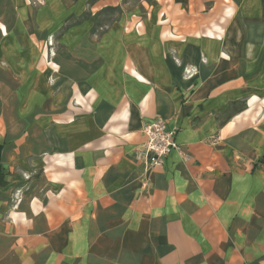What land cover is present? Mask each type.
<instances>
[{
	"label": "crops",
	"instance_id": "crops-1",
	"mask_svg": "<svg viewBox=\"0 0 264 264\" xmlns=\"http://www.w3.org/2000/svg\"><path fill=\"white\" fill-rule=\"evenodd\" d=\"M89 1L0 0V264H264V0Z\"/></svg>",
	"mask_w": 264,
	"mask_h": 264
},
{
	"label": "built area",
	"instance_id": "built-area-1",
	"mask_svg": "<svg viewBox=\"0 0 264 264\" xmlns=\"http://www.w3.org/2000/svg\"><path fill=\"white\" fill-rule=\"evenodd\" d=\"M50 46V57L54 53L52 48L53 38L48 42ZM179 63V60H176ZM195 67L191 65L184 67V76L187 79H192L196 75ZM178 127L171 126L169 122L162 118L156 117L151 119L142 128L144 142L136 149L135 158L148 167V169L163 167L168 155L174 150H181V145L178 142Z\"/></svg>",
	"mask_w": 264,
	"mask_h": 264
},
{
	"label": "trees",
	"instance_id": "trees-1",
	"mask_svg": "<svg viewBox=\"0 0 264 264\" xmlns=\"http://www.w3.org/2000/svg\"><path fill=\"white\" fill-rule=\"evenodd\" d=\"M92 1L93 0H90L89 3L91 4ZM120 13H121L120 7L108 6L93 15L92 12L88 8V10H86L84 13H82L79 16L73 17L66 24H64L62 28L60 29V34L63 33L68 28L81 24L85 20H89V19L94 21L93 32L100 34L106 31L107 28H109V26L114 21L117 20ZM99 28H102V30L99 31Z\"/></svg>",
	"mask_w": 264,
	"mask_h": 264
},
{
	"label": "rangeland",
	"instance_id": "rangeland-1",
	"mask_svg": "<svg viewBox=\"0 0 264 264\" xmlns=\"http://www.w3.org/2000/svg\"><path fill=\"white\" fill-rule=\"evenodd\" d=\"M101 30H102V28H99V31H101ZM48 42H49V39H48L47 43ZM60 46H61V44H60L59 40L57 38H55V36H54L52 48L54 49V51L57 52L60 49ZM48 49L50 50V46H48ZM49 59H50V57H49Z\"/></svg>",
	"mask_w": 264,
	"mask_h": 264
}]
</instances>
